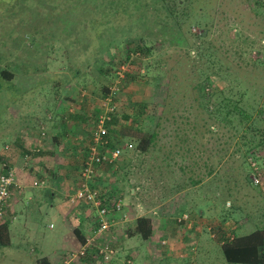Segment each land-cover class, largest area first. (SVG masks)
I'll return each mask as SVG.
<instances>
[{"label": "rangeland", "instance_id": "obj_1", "mask_svg": "<svg viewBox=\"0 0 264 264\" xmlns=\"http://www.w3.org/2000/svg\"><path fill=\"white\" fill-rule=\"evenodd\" d=\"M153 3L133 0L131 6L113 8L96 6V0H0V135L28 128L36 144L41 127L47 133L41 150L32 144L33 157L25 156L24 163L33 167L24 171L31 184L24 185L19 207L28 198L35 201L10 223L14 232L11 244L0 246V264H22L18 260H29L33 248L64 242L65 257L76 254L81 244L75 230L88 236L94 228L95 210L72 205L70 197L112 87L118 89L113 105L119 123L110 146L133 145L115 166L101 167L97 177V187L124 199L129 216L118 228L123 243L117 244L122 252L116 264H228L222 258L224 240L264 228V0H211L201 21L207 30L202 39L197 36L205 32L197 25L185 35L161 21L156 26ZM145 44L150 54L137 55ZM126 64L130 72L120 82L116 73ZM200 85L207 86L202 97ZM244 89L242 114L224 105L222 98L237 100ZM214 90L224 93L214 96ZM59 104L67 106L64 116L77 114L72 109L87 119L79 152L71 153L68 141L58 144L64 168L55 171L49 115ZM54 123L63 124L62 119ZM153 133L157 137L147 151L138 150L143 136ZM251 148L256 149L249 154ZM7 152L2 156L9 160ZM36 155H41L39 166ZM42 179L44 188L31 186ZM51 192L62 200L51 201ZM73 206L88 214L82 229ZM183 214L188 223L178 222ZM141 215L154 220L149 241L133 223ZM167 222H174L176 233H166ZM74 264L99 263L89 256Z\"/></svg>", "mask_w": 264, "mask_h": 264}, {"label": "built area", "instance_id": "obj_2", "mask_svg": "<svg viewBox=\"0 0 264 264\" xmlns=\"http://www.w3.org/2000/svg\"><path fill=\"white\" fill-rule=\"evenodd\" d=\"M129 72V65L126 64L121 67L116 73L120 82L125 80ZM117 92L118 89L112 87L109 95L103 100L100 108L101 113L97 117L96 128L92 132L91 141L80 171L78 188L70 197L72 204H87L95 210V229L86 238L85 244L81 245L80 250L76 254L73 253L67 256L62 264H74L77 259L89 256L94 257L99 264H114L122 252L121 246L117 245L116 230L121 224L129 221V216L125 210V201L120 195L110 196L109 191L97 187V177L100 168L103 166H115L123 157L124 152L133 148L131 143L111 147L106 139L110 135L106 124L111 120V114H115L116 108L113 105V96ZM46 134L45 127H41L38 143L35 144L38 152L43 147L42 143L47 136ZM9 149L10 146L5 145L1 153L3 154ZM2 154H0L2 158L0 162V224H7L8 220H16L15 217L11 216L13 214L11 211L14 190L21 189V185L18 182L14 166L9 160L3 159ZM252 180L256 185L260 183L258 176H255ZM31 186L44 188L46 181L43 179L34 180ZM188 219V215L183 214L177 220L179 223H188ZM161 244L166 246L168 241L164 239ZM123 264H133V262L128 260Z\"/></svg>", "mask_w": 264, "mask_h": 264}, {"label": "trees", "instance_id": "obj_3", "mask_svg": "<svg viewBox=\"0 0 264 264\" xmlns=\"http://www.w3.org/2000/svg\"><path fill=\"white\" fill-rule=\"evenodd\" d=\"M211 0H154L153 6H157V13L155 14V17L153 18L154 21L156 20L161 21L162 23L167 24L166 29L169 31H172L173 33L177 34H186L187 31H191V26L197 25L200 29H202L203 33L205 34L197 36V38L202 39L205 38L206 35V25L202 24V20L206 18V14L210 10L211 6H207L206 4L210 2ZM97 5L96 6H118L119 8L121 6H131L133 0H96ZM101 2V3H99ZM201 5V6H197ZM198 7V8H197ZM143 20V19H142ZM147 20H140V23H145ZM153 22V21H152ZM155 22L156 26L161 25V22ZM189 35H191L189 33ZM186 38V37H185ZM179 43L181 40H178ZM150 51V48L148 45H144L143 48H137V53H142L145 55H149L148 53ZM80 73V72H79ZM226 75V74H225ZM129 77V76H128ZM210 76H208L205 80V83H211ZM236 81V79H235ZM207 85V84H204ZM202 86L201 91H199V96L202 97L205 92L207 86ZM236 86V85H235ZM234 87L229 88L228 90H232ZM235 89V88H234ZM244 94L239 96V99L235 100L233 97H227L222 98V102L224 101V105L226 107H232L230 110L236 111V113L243 112L242 107H239L240 103L242 101H245V97L248 94V89H244ZM224 90H220V92H216L214 90V96L217 94L223 95ZM109 95V94H108ZM56 109L54 111V115L50 114V122L53 125L54 120L62 119L63 124H65V117L59 115V113H56ZM232 111V112H233ZM239 111V112H238ZM98 113H101V109L98 111ZM112 118L109 122H107L106 126L108 127L110 134L112 131V128L115 127L119 123L118 117L115 114H111ZM68 119L70 121H75L78 117L77 114H68ZM54 126V125H53ZM54 128V127H53ZM92 137V134H91ZM90 137V141H91ZM157 137V133L149 134L147 136H143L141 139L140 145L138 146V150L145 152L147 151V146L150 143H153ZM109 142V146H113L112 138L110 135L106 138ZM118 144L117 146H121ZM260 144L257 145V147ZM116 147V146H115ZM256 149V148H254ZM253 148H251L249 151V154L251 152H254ZM252 154V153H251ZM2 158L0 157V162ZM254 184V182H253ZM52 194V192H51ZM137 228L141 235V237L145 240H148L152 234V226L151 221L147 217H140L137 219ZM8 229L9 224H0V246H8L10 244V237L8 235ZM76 234L78 236V239L81 243V245L85 244L86 237L82 230L76 231ZM222 255L225 259V261L228 264H264V228H259L256 231L243 235V236H237L235 235L232 238H226L222 244ZM39 264H49V262L46 259L40 260Z\"/></svg>", "mask_w": 264, "mask_h": 264}, {"label": "crops", "instance_id": "obj_4", "mask_svg": "<svg viewBox=\"0 0 264 264\" xmlns=\"http://www.w3.org/2000/svg\"><path fill=\"white\" fill-rule=\"evenodd\" d=\"M20 106V105H19ZM60 106V104L56 107V110L57 112L59 113L60 117L62 115V117L64 115H66L68 112L66 111V107L63 106ZM71 113H77L78 117L76 118L75 121H70L68 119V117H65V124H60L59 127H56L55 126V123L53 125L50 126L51 128V132H53V135H52V138L54 139V141L56 142L55 143V146H50L49 148L52 150L55 151L56 155H55V160L56 162L54 163V170L57 171L59 168H64V166H60V162H61V159L58 158V151H59V147H58V144L62 141H64L63 144H66V141H68L69 143H71L72 145H69L68 142L67 144L71 147L76 148V146H78L79 148L82 146L80 145V140H83L84 137H85V130H84V127H85V121L87 119V117H84V115L81 114V112L77 111V110H70ZM38 114L35 113V114H32L30 115L31 118H35ZM82 115V116H81ZM54 127V128H53ZM28 128H25L20 131H17L16 134H12V132H9L5 129V131H2L1 132V135H0V138L3 137L5 138V140H7L5 143H0V148L3 149V146L5 145H9L10 148H12L13 152L10 153V151L7 152V158H9L12 166H14L16 172H17V179H18V182L20 183L21 185V189H15L14 190V198H13V207H12V211L11 213H13L11 216L15 217L16 220L18 218V213L24 209V211H29L31 210V207L33 205V202L35 201L34 199L32 198H28V201H25L23 204H24V207H19V205L21 204L20 201L21 200H24V196L25 195V192L23 191V187H25L24 185L29 182L30 180L27 181L26 179V173L24 171L26 170H30V168L33 167V165H31L29 167V163L25 164L24 163V160H25V156L26 155H29L31 156V158L33 157V154L31 153L32 149H33V140L31 141V138L29 137L28 135ZM27 130V131H26ZM84 135V136H83ZM31 141V142H30ZM74 141H77L76 143H74ZM35 145V144H33ZM46 149H49L47 148L48 145H50V143H47L46 144ZM61 146V144H60ZM70 149V152L74 154L73 151L75 152H79V150L76 148V150L74 149ZM11 150V149H10ZM11 154V155H10ZM59 154H62V151L59 152ZM125 154V153H124ZM41 156V155H39ZM39 156L36 155V159H34V162L36 163L37 166H39L40 162H38L39 160ZM4 159V157H3ZM6 159V158H5ZM40 159H43L42 157H40ZM28 160V159H26ZM23 162V163H22ZM67 165V166H66ZM37 166L34 167L35 170H37ZM65 167L66 168H71V166H69V162H67V164H65ZM52 182H56L55 180H52ZM133 183V180L131 181ZM34 188V187H33ZM20 194V195H19ZM133 194V193H132ZM20 198H19V196ZM55 194H51V198L50 200L51 201H55V203H59L61 200H62V197H55L54 196ZM39 201V200H38ZM39 203V202H38ZM37 203V204H38ZM73 205V204H72ZM87 205V204H85ZM54 206V204L52 205ZM89 206V205H87ZM74 207V210L72 211V213L74 214L75 217H78L80 218V223H79V226L81 227V229L83 228V225H84V222L87 221V217L88 214H86V216H83L82 214L80 213H76V211L78 210V207L77 206H73ZM90 207V206H89ZM140 217H144V216H140ZM138 217V218H140ZM136 218L135 220H133V223H137V219ZM15 220V221H16ZM15 221H10L8 220L7 221V224H10L12 222H15ZM135 221V222H134ZM151 226H152V230H153V234L155 233V228L153 227L154 226V220L151 218ZM14 224V223H13ZM13 224H10L9 226V229H8V235L10 237V240H11V234L14 232L12 228H14ZM93 224L95 225V220H93ZM52 228L54 227L53 225H51ZM174 222H167L166 225H164V229L165 231H167L166 233L170 232V231H173L174 233H176V231L174 230ZM137 228V224L135 226ZM119 228V227H118ZM117 228V239H118V244L121 245L123 242L122 238H120V232ZM79 227L75 230V234H76V231H78ZM95 229V226L92 230H90V233L89 235H91L93 233V230ZM84 231V230H83ZM119 233V234H118ZM84 234H85V237L87 238V234L85 233L84 231ZM77 236V234H76ZM147 241V240H146ZM149 241V240H148ZM11 244V242H10ZM9 244V245H10ZM81 244V243H80ZM8 245V246H9ZM65 246H68V244H64L60 247H51V248H48V246L46 245L44 248H40V251H38V246L36 248H33V250L31 252L34 251V253H32L31 256L28 257L29 260H26V261H21V260H18L19 262H21L22 264H39L40 260L42 259H46L49 264H62L63 261L65 260V252H63L66 247ZM6 247V246H5ZM81 247V245H80ZM47 252V253H46ZM121 256V254L119 255V257ZM20 259L22 258L21 255L18 256ZM222 258H223V255H222ZM223 261H224V258H223ZM117 262H115L114 264H116ZM162 264H172L171 260H166V261H163Z\"/></svg>", "mask_w": 264, "mask_h": 264}]
</instances>
